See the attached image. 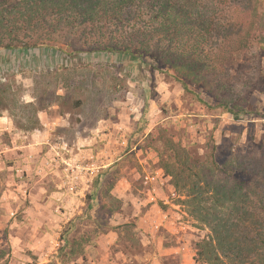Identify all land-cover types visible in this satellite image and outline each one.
<instances>
[{
    "label": "rangeland",
    "instance_id": "1",
    "mask_svg": "<svg viewBox=\"0 0 264 264\" xmlns=\"http://www.w3.org/2000/svg\"><path fill=\"white\" fill-rule=\"evenodd\" d=\"M250 10L263 25L264 0ZM255 34L238 59L190 87L201 100L150 56L83 53L74 40L58 43L63 52L0 49V123H9L0 132V249L9 264H49L67 239L84 254L57 264H203L197 246L210 231L165 165L182 151L189 165L264 162V27ZM40 130L49 131L45 149H12L16 134Z\"/></svg>",
    "mask_w": 264,
    "mask_h": 264
},
{
    "label": "trees",
    "instance_id": "2",
    "mask_svg": "<svg viewBox=\"0 0 264 264\" xmlns=\"http://www.w3.org/2000/svg\"><path fill=\"white\" fill-rule=\"evenodd\" d=\"M251 2L0 0V49L63 52L58 43L74 40L89 48L81 49L83 53L124 52L144 61L150 56L157 71L173 72L183 88L201 100L190 87L200 84L206 69L213 73L218 62L238 59L264 27L257 11L251 12ZM182 155L177 163L166 164L165 172L185 196L190 216L210 231L197 246L198 261L264 264V162L214 156L189 165L187 151ZM75 246L80 247L78 253ZM83 250V243L67 239L49 264L79 258ZM9 254L0 249V264H9Z\"/></svg>",
    "mask_w": 264,
    "mask_h": 264
},
{
    "label": "crops",
    "instance_id": "3",
    "mask_svg": "<svg viewBox=\"0 0 264 264\" xmlns=\"http://www.w3.org/2000/svg\"><path fill=\"white\" fill-rule=\"evenodd\" d=\"M0 120H7V122H8V119H6V118H0ZM10 120V119H9ZM44 125V124H43ZM47 125V124H46ZM8 126H9V123L6 125V127L5 128H3V126L1 125V123H0V132L3 130H8ZM7 128V129H6ZM46 128H47V126H46ZM48 134H49V131H45V130H40V131H37V133L36 134H31V133H29L28 135H26V134H19V135H15L14 137H19V138H23L22 140H19V141H17L16 143H15V141H13L14 143V146H13V150H16V151H18V150H22V151H24V152H27V149H30V147L31 148H35V149H40L39 148V146H40V143L41 142H43V143H41V144H43V145H41V148H44L45 149V146L46 145H44L45 143V138H46V136H48ZM21 135H23V136H21ZM43 140V141H42ZM32 141V142H31ZM35 141V142H34ZM39 145V146H38ZM10 150H12L11 148H9ZM50 153H52L53 154V151H51ZM60 155H61V153H59ZM65 159V158H64Z\"/></svg>",
    "mask_w": 264,
    "mask_h": 264
}]
</instances>
